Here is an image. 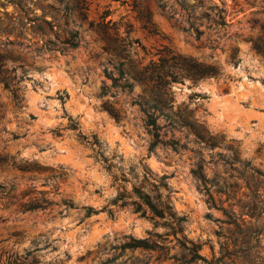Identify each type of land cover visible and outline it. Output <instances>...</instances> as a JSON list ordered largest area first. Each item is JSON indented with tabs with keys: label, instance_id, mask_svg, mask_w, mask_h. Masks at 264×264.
<instances>
[{
	"label": "rangeland",
	"instance_id": "obj_1",
	"mask_svg": "<svg viewBox=\"0 0 264 264\" xmlns=\"http://www.w3.org/2000/svg\"><path fill=\"white\" fill-rule=\"evenodd\" d=\"M200 1L31 0L27 22L0 0V40L21 42L6 65L24 70L0 82V264H264V0H211L227 26L195 37L185 8ZM64 39L77 45L35 51ZM161 58L174 79L158 90L144 77ZM129 236L149 248L122 249Z\"/></svg>",
	"mask_w": 264,
	"mask_h": 264
},
{
	"label": "trees",
	"instance_id": "obj_2",
	"mask_svg": "<svg viewBox=\"0 0 264 264\" xmlns=\"http://www.w3.org/2000/svg\"><path fill=\"white\" fill-rule=\"evenodd\" d=\"M8 2L14 3L17 7H19L18 14H19V19L22 18L20 16L21 13L24 16V18L27 20V22L34 21V19L29 18L28 14L30 12V5L31 0H18V2H14L12 0H8ZM205 3V4H204ZM201 9L200 15L197 17L195 14V8L196 5H191L189 8H185V6L182 4L181 7L187 9V20L190 21L189 24V29H192L195 37H199V35L202 33L198 28L201 26L203 23H209L207 26L208 28L210 26H215V27H225L227 26V23L225 21V13H226V8L224 6V2H221V5L212 3L211 0H201L200 4L197 5ZM51 7V6H49ZM82 8V7H81ZM45 15V14H44ZM57 19L52 17L51 20H47L45 17L41 19L42 24L49 25L50 31L57 35V31H53L54 28L59 29V25L56 24ZM22 26H24V23H21ZM117 22L116 21H111L108 20L106 24L103 26L105 31L107 29L111 30L112 33L114 34V40H118V37L116 36L117 34ZM30 28L33 30V32H39L40 35L42 36H47L48 31L45 30L41 25L33 23ZM14 28L8 29V34L13 32ZM17 37L21 36V32H18ZM76 36V32L75 35ZM7 36L4 40H0V82L3 84L5 88H9L12 86V81L16 76V70L17 68L22 69V72H24L22 68V64L17 63V64H12L10 67L6 65V61L10 59L11 61H17V57L12 55L8 50H7V45H11L13 43L16 44H21V42L16 41V40H10ZM77 45V42L71 43L69 40H59V44L56 42H53L52 40H46L42 45H40L38 48H35V51L42 52L44 50H53V49H58V50H63L65 47H75ZM29 46V44L27 45ZM254 48L256 49L257 52L263 53L264 49L261 46V43L259 42H254L253 43ZM167 60L165 58L159 59V62L156 64H152L148 67H146L145 72L147 73V76L144 78L150 81H153L155 83V86L158 88V90L163 89L166 84L168 83V77H171L174 79V76L170 73L168 69H165V62ZM215 71L213 67H202V68H197L193 72V77L199 78L204 75H214ZM130 85L125 83L122 87H129ZM13 91V90H12ZM14 92V91H13ZM151 107H156V105L151 106ZM153 109V108H152ZM157 109V108H156ZM147 121L146 124L152 126V128H156V116L154 113H148L147 114ZM157 135V134H155ZM3 191V186L0 185V195H7ZM206 194L208 195V200L213 203V198L211 197L210 193L206 189ZM142 199L143 203L148 207L151 216L153 217H160L163 218L165 216H168L169 218L173 219L174 221V227L178 230H182V223L186 221V216L181 215V216H175V214L171 211V207L169 205H161L158 204L156 201H153L149 195H143L140 196ZM51 203L47 201L45 198H42L39 202H28V203H20L19 206L23 211L25 210H34V209H40L44 210L47 207H49ZM91 208L87 209V214L91 212ZM136 212H140L141 215H144L145 211L142 210L141 204H136L135 209ZM122 249L128 248L130 250H134L136 248H144L147 249L149 248V243L146 239H135L132 236L128 237V241L124 242L122 245H120ZM200 248L199 244H194L191 243L189 247L185 248L187 250V255H190V259H188L189 262H194L197 258H201V256L198 254V250ZM146 264V262H144Z\"/></svg>",
	"mask_w": 264,
	"mask_h": 264
},
{
	"label": "bare ground",
	"instance_id": "obj_3",
	"mask_svg": "<svg viewBox=\"0 0 264 264\" xmlns=\"http://www.w3.org/2000/svg\"><path fill=\"white\" fill-rule=\"evenodd\" d=\"M54 71H56V70H54ZM57 73V72H56ZM59 78V77H58Z\"/></svg>",
	"mask_w": 264,
	"mask_h": 264
}]
</instances>
